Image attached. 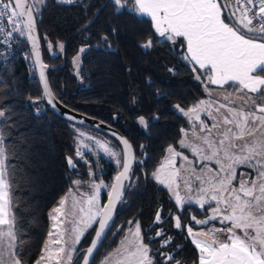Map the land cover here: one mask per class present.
<instances>
[{"label":"snow or ice","instance_id":"snow-or-ice-1","mask_svg":"<svg viewBox=\"0 0 264 264\" xmlns=\"http://www.w3.org/2000/svg\"><path fill=\"white\" fill-rule=\"evenodd\" d=\"M43 5L46 0H0V55L7 53L14 40L26 39L31 44V54L26 59L39 70L44 96L55 109L57 98L48 88L47 66L42 62L36 36ZM104 6H111L117 15L147 17L152 36L142 47L150 48L157 35L173 46L186 47L184 58L192 63L196 79L204 83L207 95H213L209 85L225 91L222 99L228 103L217 105L215 100L202 99L186 110L176 106L188 119L178 143L181 149L191 153L193 166L185 167L188 156L169 145L152 176L168 190L170 200L179 210L169 219L173 220L175 228L186 230L199 253L196 264H264V0H107ZM102 10L99 9L97 15ZM84 30L87 31V27ZM100 40L106 43L107 34ZM49 49H52L51 44ZM84 51L83 47L79 49L80 53ZM32 103L38 106L40 98ZM13 111L7 105H0V264H23L18 251L22 241L13 211L15 180L9 168L12 157L6 143L10 139L6 133L15 123ZM201 113L213 122L206 123ZM68 119L76 120L72 116ZM138 123L147 127L142 116ZM109 136L115 137L119 144L78 132L75 156L90 169V179L84 186L90 191L81 188V179L73 181L78 192L74 204H80V215L70 232L71 246L64 236L68 230L59 227L65 222L63 217L69 215L64 207L66 198H62L50 213L53 226L48 233L49 241L35 264H53L54 258L55 264H64L65 260L70 264L81 239L98 225L90 246L82 254V264H90V257L110 227L114 210L126 189L132 186L134 164L143 163L136 160L134 145L126 138L115 132H110ZM140 148L143 151L144 146ZM98 152L116 165L117 174L110 183L102 179L96 182L97 174L91 171L92 164L85 158L89 153L95 156ZM176 158L185 161L180 166L183 173L170 167L175 165ZM67 164L69 168H76L72 157L67 158ZM102 191L108 197L104 204L100 202ZM193 205L205 213L204 219L191 217L195 225L217 222L221 226L213 224L194 231L191 224H183V209ZM154 222H162V209L155 214ZM128 223L131 238L126 234L122 243L126 242L129 264H172L176 260L181 248L164 251L171 245L170 238L161 243V251L157 253L160 259L156 260L142 242L139 222ZM164 235L162 230L156 232L157 238ZM107 262L106 257L102 264ZM176 264L180 261L176 260Z\"/></svg>","mask_w":264,"mask_h":264},{"label":"trees","instance_id":"trees-1","mask_svg":"<svg viewBox=\"0 0 264 264\" xmlns=\"http://www.w3.org/2000/svg\"><path fill=\"white\" fill-rule=\"evenodd\" d=\"M104 1L46 0V5L41 6L42 15L37 19L46 66L60 65L62 49L59 45L67 43L64 66L47 71L55 97L68 108L114 127L134 145L136 160L143 161L133 166L132 186L118 206L114 225L94 260L113 250L128 222L134 221L141 225L142 242L156 260L160 259L157 253L161 251V243L170 238L171 245L164 251L173 252L179 247L181 251L176 260L180 264H196L198 253L186 230L175 228L173 220L169 219L179 210L150 176L167 147H178L181 129L186 127L185 120L173 111V105L187 109L201 100L204 92L200 80L196 79L193 67L183 60L185 47L173 46L158 35L150 48L142 47L152 36L147 17L117 15L111 6H105L87 31L74 36L91 21ZM105 34L106 43L100 40ZM82 47L85 51L80 53ZM28 56L24 40L19 52L0 65V105L14 110L15 123L6 133L10 136L6 143L12 157L9 168L15 180L13 211L22 241L18 251L23 264H35L48 235V213L66 194L73 178L87 177L89 167L75 156V133L71 127L85 128L56 117L45 107L35 70L26 59ZM37 98H40L38 106L32 103ZM141 116L147 127L138 123ZM68 157L73 158L76 168H69ZM99 164L107 169L101 176L109 182V175L115 173L108 163L100 160ZM106 198L107 195H103L101 202ZM160 209L165 235L157 238L151 228L157 224L155 214ZM193 215L205 218L199 207L185 206L182 223L199 230L203 226L192 222ZM94 229L95 226L86 236V246ZM78 251L81 253L74 264H78L84 247Z\"/></svg>","mask_w":264,"mask_h":264},{"label":"rangeland","instance_id":"rangeland-1","mask_svg":"<svg viewBox=\"0 0 264 264\" xmlns=\"http://www.w3.org/2000/svg\"><path fill=\"white\" fill-rule=\"evenodd\" d=\"M186 55H187V52H186V48H185V52H184V54L182 55V57L184 58ZM77 60H78V58H77ZM183 60H184L186 63H188V64L192 67V63H191L189 60H186L185 58H184ZM200 85H201L202 90H203V92H204V97L202 98L203 100H206V101H207V100H210V99H211V100H215V101L217 102V105H218L219 103H228V101H224V100L222 99V97H223L224 95H226V93H225L224 90L219 89L217 86L209 85L208 87L211 88L212 91H213V95H212V97H209V96L207 95V91H206V88H205L204 83L200 81ZM202 99H201V100H202ZM199 101H200V100H199ZM199 101H197L196 103H198ZM196 103H195V104H196ZM176 106H177V104L173 105V107H172L173 111H174L177 115H179L180 117H182V118L185 120L186 125H187V124H188V119H187V117H185V116L183 115V113L180 112V111L176 108ZM180 108H182V107H180ZM183 109H184V108H183ZM185 110H186V109H185ZM221 111L223 112L224 110H221ZM201 118H202L206 123H208V124H211V123L213 122V121L210 120V119L208 118V116H207L206 114H204V113H201ZM138 120H139V119H138ZM71 128L74 130V133H75V143H76V145H77V141H78V132H79V131H83V132H85V133H89V134H91V135H93V136H98V137H100L101 139L111 140L114 144H117V143L114 141L113 138H111L110 136H107V135H105V134H102V133H99V132H96V131L85 130V129H81V128H77V127H71ZM175 149H176L177 151L184 152V154L188 156V160H189V162H188L187 164H185V161L181 160L180 158H176V163H175V165H174V166H170V167H172L173 170H175V169H180L181 173H183V169L180 168V166H181L182 164H185V167H188V168L192 167V166H193L192 161L194 160V158L192 157L191 153L188 152L186 149H181L180 146H179V143H178V147L175 148ZM165 155H166V152H165L164 156H165ZM164 156H163V158H164ZM85 158L89 159L90 162H91V164H92L91 171H93V172H95V173L97 174V175L94 177V179L96 180V182H99V180H101V179H102L105 183H110V182L113 181V179H114V177H115V175H116V173H117L116 165H115V163H114L113 161H111L109 158L105 157V156L103 155V153H100V152H98L95 156H93V155H91V154L89 153ZM163 158L160 160V162L163 160ZM100 160H102L104 163H108V164L110 165V168H109V169L113 170V173H115V174H113L112 176L109 175V178H110V181H109V182H108V181L106 182V181L103 179V177L101 176V175L105 174L104 172H107V169H106V168L103 169V167L99 164ZM160 162H159V164H160ZM159 164L157 165V167L159 166ZM196 166L199 167V162H198V161H196ZM211 166L214 167V165H211ZM157 167H156V168H157ZM89 170H90V169H87V172H86L87 177H84V178L75 177V178H73L72 181H71V184H70V187H69L68 191H67L66 194L62 197V198H66V204H65L64 207H65V211H66L67 213H69V215L66 216V217H63V219H64L65 222H64L62 225H60L59 227H60V229H67V230H68V231H65V232H64V236H65V239L68 240V244H69V246H71V243H72V237L70 236L71 229H72L73 227H75V223H74V221H75V219L80 215V213L78 212V209H79V207H80V204H79V203H75V204H74V199L78 196V192H77V190H76V186L73 184V181H75V180H77V179H81V180H82L81 188H82L83 190H85V191H90L89 189H87V188L84 187V186L86 185V183H87V182L89 181V179H90V178H89V175H88ZM167 170H168V169H165V171H167ZM154 171H155V170H154ZM154 171H153V172H154ZM153 172H152V173H153ZM152 173H151V176H150V177L152 178V180H153L158 186L162 187V188L166 191L168 197L170 198L169 193H168V190H167L166 188H164L163 185L158 184V183L156 182V180L153 179ZM178 179H179V178H178ZM180 185H181V188H183V181H182V180H180ZM70 189H72V191H70ZM182 194H183V193H182ZM103 195H106V192L102 191V192H101V197H102ZM62 198H61V199H62ZM61 199H60V200H61ZM171 201H172V200H171ZM100 202H101V201H100ZM172 203H173V205L175 206L174 201H172ZM101 204H104V203L101 202ZM57 206H59V202H58V204H57L56 206H54V207H57ZM54 207H53V208H54ZM197 207H198V206H197ZM53 208H52V209H53ZM52 209H51L50 212L48 213V217H49V231L52 229V226H53V221H52V219L50 218V213L52 212ZM74 209H75L76 211H75V214L73 215L72 213H73V210H74ZM213 224H215L216 227H220V226H221V225H219L217 222H210V224L207 225V227H206V226H203L202 228L206 229V228H208V227H211ZM129 227H130V225H127V227H126V229H125V231H124L123 237L119 240L117 246H116L113 250H111V251H107V252L105 253L104 256H101V257L95 259V260L93 261L92 264H102V261H104L106 257L108 258V262H107V264H129L128 251H126V242L122 243V241H124V238H125L126 234H128V235H129V238H131L130 234L128 233V229H129ZM131 227H134V226H131ZM202 228H200L199 230H202ZM199 230H194V231H199ZM49 231H48V233H49ZM90 231H91V229L88 230L87 233L84 235V237L81 239L80 244L77 245V249H78V248H83V247L85 248V247H86V241H85V239H86V236H88V233H89ZM48 241H49V236L47 235L46 240H45L44 245H43V248L45 247V244H46V242H48ZM190 242H191V239H190ZM191 244H192V243H191ZM192 245H193V244H192ZM193 246H194V245H193ZM50 247H53V248H54V247H56V246H55V245H50ZM194 247H195V246H194ZM43 248H42V249H43ZM195 249H196V248H195ZM196 251H197V253H198V250H197V249H196ZM76 253H78V252L75 251V252L72 253V259L74 258V256H75ZM150 254H151V253H150ZM151 255L156 259V257H155L154 254H151ZM198 255H199V253H198ZM40 256H41V255H40ZM39 258H40V257H39ZM39 258H38V259H39ZM72 259H71V261H72ZM80 259H81V257H80ZM80 259H79V261H78V264H79V262H80ZM53 264H55V258L53 259ZM64 264H69V262H68L67 260H65Z\"/></svg>","mask_w":264,"mask_h":264},{"label":"water","instance_id":"water-1","mask_svg":"<svg viewBox=\"0 0 264 264\" xmlns=\"http://www.w3.org/2000/svg\"><path fill=\"white\" fill-rule=\"evenodd\" d=\"M106 3H107V0H105V1L100 5V7L95 11V13H94V15H93L91 21H90L89 23H87L85 26H83L82 28H80L78 31H76V32L74 33V36H76L79 32L83 31L86 27L88 28L89 25H91V24L95 21V19H96L97 16L99 15V14L97 15L98 10L101 9V8L103 9V8L105 7L104 5H106ZM99 13H100V11H99ZM36 36L39 38L38 29H36ZM25 41H26V43H27L29 53L31 54V44H30L26 39H25ZM39 45H40V52H41V59H42V49H41L40 38H39ZM66 45H67V43L64 44V47H63V49L61 50V63H60V65L55 66V67H48V66H47L46 69H45V78H46V81H47L48 88H49L50 90H51V87H50V85H49V81H48V77H47V71L50 70V69H51V70H56V69L61 68V67L64 66V64H65V54H64V53H65V47H66ZM42 62H43V59H42ZM34 70H35V75H36V78H37V80H38L39 86H40V88H41V92H42L43 100H44V103H45V107H46V108H47V109H48L53 115H55L56 117H58V118H60V119H62V120H64V121H66V122H68V123H70V124H72V125L79 126V127H82V128L88 129V130L96 131V132H99V133L105 134V135H107V136H109V133H110V132H115V133L119 134L121 137H124V136H123L118 130H116L114 127L110 126L109 124H107V123H105V122H102V121H100V120H98V119H96V118H93V117L87 116V115H85V114H82V113L76 112V111H74V110L68 108L67 106L63 105L58 99H57L56 107H55V109H53V107L47 103V99H46V97L44 96V84L41 82L40 75H39V70H38V69H34ZM51 92H52V90H51ZM52 94H53V92H52ZM53 95H54V94H53ZM54 96H55V95H54ZM68 116L75 117L76 120H75V121L70 120V119H68ZM80 121H83V124H81ZM111 138H113V139L115 140V137H111ZM124 138H126V137H124ZM126 139H127V138H126ZM115 141H116V140H115ZM116 142L119 144L118 141H116ZM125 183H127V181H126ZM126 191H127V189H126ZM126 191H125V193H126ZM125 193H124V195H123V197H122V200H123V198H124V196H125ZM107 199H108V197L106 198V200H105L104 203L107 202ZM122 200H121V201H122ZM120 203H121V202L118 203L116 209L114 210V213H113V220L110 222V227H109V229L106 231V234H105V236H104L103 239H102V242L98 244L97 249L94 251L93 255L90 257V264L93 263L97 251L99 250V248H100L101 245L103 244V242H104V240L106 239L108 233L111 231V229H112V227H113V225H114V221H115V217H116V210H117L118 206L120 205ZM154 221H155V220H154ZM154 223H155V222H154ZM96 226H98V225H96ZM96 226H95V229H96ZM95 229H94V232H93V234H92V236H91V238H90V241H89L88 245L84 248V251L82 252V254H83V253L86 251V249L90 246V244H91V242H92V240H93V238H94V236H95ZM80 253H81V252L78 251V253L75 254V256H74V258L72 259V261L70 262V264H74V263H75L76 259H77V258L79 257V255H80ZM82 261H83V255H81V259H80L79 264H82ZM173 264H176V262L173 263Z\"/></svg>","mask_w":264,"mask_h":264},{"label":"built area","instance_id":"built-area-1","mask_svg":"<svg viewBox=\"0 0 264 264\" xmlns=\"http://www.w3.org/2000/svg\"><path fill=\"white\" fill-rule=\"evenodd\" d=\"M78 1H81V0H75V2H78ZM65 3H68L66 2V0H64ZM73 2V3H75ZM23 41L24 40H14L12 42V46L7 50V53L5 55H0V65L9 61L12 57H14L20 50L22 44H23Z\"/></svg>","mask_w":264,"mask_h":264},{"label":"flooded vegetation","instance_id":"flooded-vegetation-1","mask_svg":"<svg viewBox=\"0 0 264 264\" xmlns=\"http://www.w3.org/2000/svg\"><path fill=\"white\" fill-rule=\"evenodd\" d=\"M161 224L162 223H157L155 227L153 226L151 228V230H154L155 232H157L158 230H162L163 231V228H162V225ZM175 262H176V260L172 261V264L175 263Z\"/></svg>","mask_w":264,"mask_h":264},{"label":"crops","instance_id":"crops-1","mask_svg":"<svg viewBox=\"0 0 264 264\" xmlns=\"http://www.w3.org/2000/svg\"><path fill=\"white\" fill-rule=\"evenodd\" d=\"M59 1H61V0H59ZM186 48V47H185Z\"/></svg>","mask_w":264,"mask_h":264}]
</instances>
